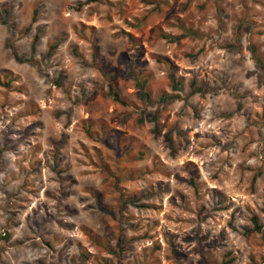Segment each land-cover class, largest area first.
Returning a JSON list of instances; mask_svg holds the SVG:
<instances>
[{
	"label": "rangeland",
	"instance_id": "1",
	"mask_svg": "<svg viewBox=\"0 0 264 264\" xmlns=\"http://www.w3.org/2000/svg\"><path fill=\"white\" fill-rule=\"evenodd\" d=\"M251 45L264 0H0V264H264Z\"/></svg>",
	"mask_w": 264,
	"mask_h": 264
},
{
	"label": "trees",
	"instance_id": "2",
	"mask_svg": "<svg viewBox=\"0 0 264 264\" xmlns=\"http://www.w3.org/2000/svg\"><path fill=\"white\" fill-rule=\"evenodd\" d=\"M87 2H91V1H94V0H86ZM37 11L35 10L34 12V15L32 17L33 21H36L37 19ZM241 25H243L242 22H240L239 26H238V34L241 33ZM130 40L133 41L134 37L133 35H131L130 33H125ZM38 35H35L34 38H33V41H32V51L35 50V45H36V42L38 40ZM163 38H166V39H170L168 35H162ZM58 46V43H54L50 46V50L52 49H55L56 47ZM251 49V52H252V55H253V58H254V61L256 63V65L260 68L261 70V73H262V76L264 78V57L263 55L260 53L258 47L256 45H251L250 47ZM51 52V51H50ZM15 58L16 60L18 61H28V62H31V59H22L20 57H18V55H15ZM163 63V61H162ZM128 69H127V75L129 77H131L134 81H135V84L137 85V87L140 89V95L141 97L149 102L150 101V94H149V91H148V83H149V78L147 76H145L142 71H135L134 69V63L133 62H130L128 63ZM168 76L172 82V87L175 89V90H179V81L176 80L175 78V74L173 71L171 70H168ZM0 84H3V82L0 80ZM109 94L112 96V98L121 103V104H124V99H122V97L120 96V93L118 92V90L113 86L112 83L109 84ZM165 98V96H164ZM149 120L154 122V134L157 136L158 133H159V130H158V123H157V120H158V117H157V113L153 114L152 116L149 117ZM168 138L170 140V145H171V148H172V151H175V147H174V144H173V138L171 135H168ZM256 179V176L253 178V180ZM189 184L192 186V188L194 189V192L197 193L198 192V185L197 183L195 182V179L194 178H190L189 180ZM252 222H253V225H254V229L258 232H260L262 234V237L264 239V226L259 222L257 216H253L252 217ZM119 246V245H118ZM109 250L110 247H109ZM114 252L116 254H119V252L116 250H114ZM229 261H223L221 263H211V264H228Z\"/></svg>",
	"mask_w": 264,
	"mask_h": 264
}]
</instances>
